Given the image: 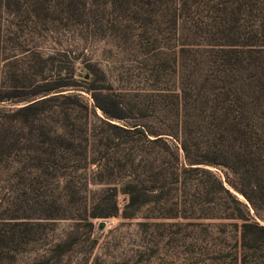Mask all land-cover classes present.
Wrapping results in <instances>:
<instances>
[{"label":"rangeland","instance_id":"rangeland-1","mask_svg":"<svg viewBox=\"0 0 264 264\" xmlns=\"http://www.w3.org/2000/svg\"><path fill=\"white\" fill-rule=\"evenodd\" d=\"M253 180L264 0H0V264H264Z\"/></svg>","mask_w":264,"mask_h":264},{"label":"trees","instance_id":"trees-1","mask_svg":"<svg viewBox=\"0 0 264 264\" xmlns=\"http://www.w3.org/2000/svg\"><path fill=\"white\" fill-rule=\"evenodd\" d=\"M236 129L239 132V128H236ZM224 156L226 160L228 161V163L225 164L226 168L229 169L233 175L235 176L236 174L238 175L239 165L237 163V158L235 159V161H232L234 157L233 151L224 150ZM230 164L233 166H231ZM253 182H257V183H253ZM253 182L247 183L246 185H244L243 183L242 184L239 183V186L233 183L231 184V186L235 190H237L239 193H241L251 204L254 211L258 213V210H259L258 205H257L258 203L255 200L254 193L255 191H257L260 194L258 198L264 199V187L261 185V183H259L260 182L259 180L257 181L253 180ZM225 190L227 193H229L228 189H225ZM239 205L242 206V209H240L242 212L240 211V217H239V220H240L239 227L243 231V236L241 237V240L245 242L246 244H248L246 246H251V243L258 241L260 237L264 238V234H263L264 226L260 225L258 222L253 220V218L247 212L245 205L241 204V202H239ZM260 218L264 220V218L262 217Z\"/></svg>","mask_w":264,"mask_h":264}]
</instances>
